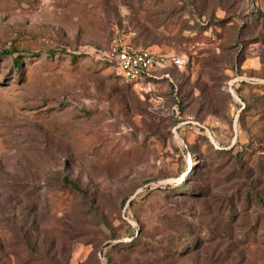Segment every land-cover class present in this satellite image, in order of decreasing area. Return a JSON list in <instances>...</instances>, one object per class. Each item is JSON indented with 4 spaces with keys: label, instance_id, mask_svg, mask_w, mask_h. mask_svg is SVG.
Returning a JSON list of instances; mask_svg holds the SVG:
<instances>
[{
    "label": "rangeland",
    "instance_id": "obj_1",
    "mask_svg": "<svg viewBox=\"0 0 264 264\" xmlns=\"http://www.w3.org/2000/svg\"><path fill=\"white\" fill-rule=\"evenodd\" d=\"M0 264H264V0H0Z\"/></svg>",
    "mask_w": 264,
    "mask_h": 264
},
{
    "label": "built area",
    "instance_id": "obj_2",
    "mask_svg": "<svg viewBox=\"0 0 264 264\" xmlns=\"http://www.w3.org/2000/svg\"><path fill=\"white\" fill-rule=\"evenodd\" d=\"M109 60L115 62L130 80L143 79L149 75L153 57L149 51L131 43H120L112 47Z\"/></svg>",
    "mask_w": 264,
    "mask_h": 264
},
{
    "label": "trees",
    "instance_id": "obj_3",
    "mask_svg": "<svg viewBox=\"0 0 264 264\" xmlns=\"http://www.w3.org/2000/svg\"><path fill=\"white\" fill-rule=\"evenodd\" d=\"M135 45V44H134ZM108 62H110V63H113L112 61H109L108 60ZM13 64L15 65V67H17V68H20L21 69V65H22V61H21V58H20V56H16L15 58H14V60H13ZM117 75L118 76H122V78L125 80V77L123 76V74H121V73H119V72H117ZM143 79H145V80H151L152 78H151V76L150 75H148V76H146L145 78H143ZM142 79H139V80H125L126 81V83L127 84H129V85H132V84H136V83H138L139 81H141ZM243 100L245 99V98H243V97H241ZM246 150H249L247 147L245 148ZM220 153V154H227V155H229V154H231L232 156H230V157H228V160L227 161H229V159L232 157L233 159L235 158L236 160H235V162L237 163V162H240L241 161V159H244L243 157V154H241L239 151H237L236 153H233L234 151L232 150V149H215L214 150V153ZM237 168V167H236ZM193 169H191V171H192ZM190 171V172H191ZM235 171H237V170H234V172ZM239 175H241V174H239ZM65 181L66 182H68L70 185H71V187H73L76 191H80V189L78 188V186H77V184L76 183H73L71 180H69L68 178H65ZM235 193H237L238 195H239V192H235ZM249 192H247V194H246V197H248L249 196V194H248ZM247 199L248 198H246V201H247ZM227 207L228 208H230V216H232L233 215V212L235 211V206H233V204H232V197L229 199V204H227ZM248 233V232H247Z\"/></svg>",
    "mask_w": 264,
    "mask_h": 264
}]
</instances>
